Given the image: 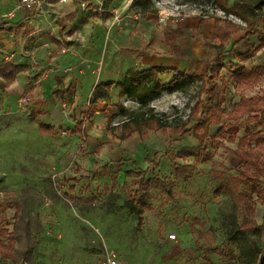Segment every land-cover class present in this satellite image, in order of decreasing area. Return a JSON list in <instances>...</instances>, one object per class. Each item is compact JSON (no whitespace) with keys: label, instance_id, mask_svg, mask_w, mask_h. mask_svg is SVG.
Listing matches in <instances>:
<instances>
[{"label":"rangeland","instance_id":"obj_1","mask_svg":"<svg viewBox=\"0 0 264 264\" xmlns=\"http://www.w3.org/2000/svg\"><path fill=\"white\" fill-rule=\"evenodd\" d=\"M85 1L88 15L94 19L80 18L71 26L57 20L54 31L39 30L26 40L34 28L17 20L19 1L0 0V26L7 25L4 13H11L7 19L13 25L0 27V228L16 234L13 252L18 259L11 261L0 254V264H82L106 247L119 251L123 264H258L252 247L264 245V229L241 230L243 208L229 190L257 199L250 184L238 176L242 161L231 153L237 141L228 142V136L224 140L208 138L205 145L215 153L214 159L198 164L184 178L175 175L177 163H193V158L183 160L176 155L185 147L199 144L188 129L206 118L205 108L211 103L201 93V80L182 79L170 87L166 84L176 74L166 81L160 72L165 86L152 97H143L140 89L152 82L133 81L143 71L138 63L157 49L160 55L166 54L153 44L178 47L175 53L180 59L195 63L193 69L178 68L188 75L209 77L218 58L224 64L220 75L226 83L223 107L231 111L241 96H264V77L254 88H242L229 65L231 60L238 62L236 54L250 48L255 36L247 37L234 51H229V45L219 51L214 47L216 42L203 39L200 31L194 32L193 39L184 24L178 26L183 21L156 29L153 0H118L113 6L106 0H101L102 5ZM233 2L221 0L226 7ZM128 12L146 19L147 32L126 25ZM222 15L189 18L229 19L247 30L245 22ZM97 18L100 21L95 23ZM125 26L131 27L130 32ZM110 30L114 42L108 37ZM54 32L62 38L73 35L74 40H57L59 48L52 51L44 39L55 41ZM92 35L97 36L95 41L89 40ZM4 36L13 37L18 58L12 57L16 51L10 49L12 43ZM63 50L66 52L59 64L69 69L54 75L59 84L50 87V72L46 70L52 63L51 53L62 55ZM92 61L98 69L102 63L107 64L102 83L96 84L99 70L90 69ZM255 61L253 58L244 65L250 69ZM32 79H46L39 95L43 98H35L33 91L16 83ZM215 80L221 87V77ZM197 102L201 105L195 109ZM142 112L167 119L179 132L143 127L126 140L115 137L123 133L124 121ZM253 115L246 112L239 117L238 122L249 116L251 120L240 128L238 136L245 135L247 129L264 135V123ZM82 120L85 135L71 133L75 121ZM41 124L52 128H41ZM221 125L211 126V136ZM124 131L128 133L129 129ZM147 159H154L158 167L148 168ZM105 164L108 168L102 169ZM213 169L222 176L216 177ZM139 171L168 179L172 192L155 188L134 200ZM136 205L143 212L142 218ZM254 218L264 222L260 201ZM171 233L177 235L176 240L168 238Z\"/></svg>","mask_w":264,"mask_h":264},{"label":"trees","instance_id":"obj_2","mask_svg":"<svg viewBox=\"0 0 264 264\" xmlns=\"http://www.w3.org/2000/svg\"><path fill=\"white\" fill-rule=\"evenodd\" d=\"M221 7L225 9L227 13L236 15L246 23L248 30L246 36L257 35V45H253L251 48L237 53L236 57L238 62L232 60L229 61L231 74L238 83L237 85L242 88H254L259 79L264 77V65H253L248 69L244 63L253 59L257 56L259 51L264 49V0H234L229 7H226L223 4H221ZM215 22L216 28L210 34L209 39H220L221 42L219 45L214 44V47L220 51L225 48L231 35L240 30V25L234 23L232 20L222 18H215ZM258 22L263 24L262 29L258 27ZM238 42L239 41H236L233 44L230 51L235 50V46ZM174 49H176L175 51H178V47H174ZM215 61L216 66L210 68L211 75L209 77L196 75L194 73L188 75L185 71L176 70L174 79L166 84V86L173 87L178 80H201V93L205 94L211 101L210 106L205 108L206 118L196 122L188 129L192 131L193 137L199 144L185 147L176 155L178 159L185 160L187 158H193L194 161L193 163H177L175 166V175L178 178H184L189 172L195 169L198 164L212 161L214 159L215 153L211 152L205 145V141L208 138H219L224 140L225 137L228 136V142L236 143L237 141V148L231 150V153L242 161V164L238 167V176L250 184V190L257 196V199H254L253 196L244 192L229 190L236 204L243 208L242 213L244 215V221L241 223V230H261L264 229V222L258 223L254 218V215L257 203L260 201L264 205V188L261 187V183L264 180V135L260 132H254L248 129L243 136H238L237 134L240 128L244 126L246 122L251 120V114H254L253 117L258 118L264 123V96H241L239 102L235 103L233 109L227 111V109L223 107L226 103V83L224 82V78L220 75L222 68H224V64L218 58ZM167 70L168 68L166 67L156 66L144 69L140 73H137L138 77H134V82H137L138 84L152 82L150 85L140 86V89L143 92V97L155 96L164 88L165 85L161 83L158 74ZM216 77H221V87L215 80ZM58 93V91H55L57 96ZM200 105L201 103L197 102L195 109L199 108ZM246 112L250 113V116L246 120L238 122L239 117ZM228 120H233L234 122H228ZM219 122L222 123V125L218 131L211 136V126ZM40 127H46L47 129L52 128L44 124H41ZM143 127L151 128L155 131L172 130L174 133H177L180 130L175 127L173 128L167 119L163 120L157 114L142 112L140 114H134L131 118L124 121L121 126L123 133L121 135H114L121 140H126L130 137L133 131H141ZM124 129H129V132L126 133ZM70 132L73 134L85 135L84 121H75V127L74 129H71ZM100 149L101 146H98L97 151ZM147 161L148 168L151 167L152 169L153 167V169H156L158 167V164H154V159H147ZM101 168H108V164L103 165ZM212 172L216 177L222 176V173L218 169H213ZM167 180H164L158 175L148 176L145 171H139L138 177L134 181L137 188L134 190L133 199L136 200L138 197L142 199L146 195H149V193L155 188L163 190V192L171 193V181ZM136 208L140 218H142L143 212L137 207V205ZM16 239L17 236L13 231H10L7 228H0V254L4 259H10L15 262L18 261L13 252ZM252 251L258 264H264V245L262 247L253 245Z\"/></svg>","mask_w":264,"mask_h":264},{"label":"crops","instance_id":"obj_3","mask_svg":"<svg viewBox=\"0 0 264 264\" xmlns=\"http://www.w3.org/2000/svg\"><path fill=\"white\" fill-rule=\"evenodd\" d=\"M79 1L80 0H69V1L63 3V2H60L58 0H53V2H52L53 5L49 8L47 7L48 12H47V14H44V15H38V14H35L34 12L28 11L27 9H25L23 7H18V3H17L16 4V10H17V13L19 16L17 20H21L20 22H23V20H24L25 24H29L31 26V28H34L32 30V32H29V34L25 36L26 40L33 38L34 33L38 32L39 30H42L41 32H45L43 30H46V29L47 30L51 29L54 31L55 27H57V25H56L57 20H58V22L59 21L62 22L64 24V26H67V25L71 26V25H76L78 23V20H80V18H83V21L94 19V17H90L88 15L89 7H88L87 11H83V9L79 5ZM82 1H85V0H82ZM91 2L94 5H100V4L102 5L101 0L88 1V4H90ZM117 2H118V0H106V4H109L110 6L115 5ZM218 2L221 4V0H218ZM10 14L11 13H9V14L4 13V15H2V18L4 17L3 22L7 23V25H1L0 27L5 26L6 28H8V26H13L12 24L8 23L11 20V19H7V17L10 16ZM153 19H155V16ZM153 19H150V20H153ZM147 20H149V19H147ZM98 21H100V20L97 18V21H95V23H97ZM124 21H125L126 25H129V24L132 25L133 24V26L135 25L136 26L135 28H137L138 30L144 29V32H147V30L145 29L146 28V19L145 18H141L138 15H131L128 12L127 16L124 17ZM1 22H2V20L0 17V24H1ZM14 22H17V21H14ZM38 24L44 25V27L42 29H38V28H40V26ZM183 24L185 25V27H184L186 30L185 32H188L187 34H190L193 39H194V34H195L194 32L195 31L197 32L196 34H198V31H200V35L203 39H205L206 37H207V39H209L210 34L216 28V22H215L214 18L203 19V21L200 18H188L185 21H183V23H180L178 26H180L182 28V26H184ZM24 26H26V25H24ZM24 26H22V28H25ZM258 27L260 29H262L263 24L262 23H261V25L259 24ZM125 28L127 29L128 32H130L131 27L125 26ZM167 28L168 27H161V26L156 25V29H159V30H163V29H167ZM53 31H52V33H53ZM247 31L248 30L244 31L243 28L240 27V30L238 32L233 33L231 35L230 40L226 43V45H229V47H230L229 51L236 41H239L236 44V46H237L239 43L245 42L248 39L247 37H250V36H246ZM1 32H3V31H0V33ZM54 34H55V38H56L55 41L44 39L46 44H49V48H51L52 51H54V49L59 48V46H58L59 41H57V40H60L61 42H63L64 40H66V41L74 40V36L70 35V34L65 35L63 38L61 37V35L57 34L56 32H54ZM128 35L130 37V33ZM114 36L115 35H114V33H112V30H110L108 37L112 42H114ZM253 36H255V39L252 40L251 47L253 45L258 44L257 35H252V37ZM4 38L6 40H8V42L12 43V46L10 47V49L13 52L16 51L12 57L18 58L19 56H17V55H18L19 51L15 48V45H14L15 42H13L14 41L13 37L7 38V36H4ZM90 38H89V40L95 41L97 39V36L92 35ZM195 39L197 41L201 40V38H198V36ZM209 40L212 42L215 41L216 43H213L215 45H219L221 42L220 39H218V38L213 39V40L209 39ZM209 40H208V42H210ZM162 45H163V47H160L156 44H153V46L155 48L156 47L160 48V49L162 48L166 54L160 55L157 51L158 49L153 51V53H151L148 58L143 59L141 61V63H138L139 66L141 64V70L148 69L151 67H156V66L166 67V68H168V70L164 71L163 73H160L159 75L161 78H164L166 81H168V80L172 79L171 77L174 74H176V70H178V68H181L183 66L184 68L189 67V68L193 69L195 67V63L192 60L184 62L183 59H180L177 56V54L175 53L177 51H175L170 45L169 46L164 45V44H162ZM56 51L59 52L58 50H56ZM65 52L66 51L63 50L62 55L58 54V53L56 55H54V53H51L52 63H51V66L47 67L48 69L46 70L47 74L50 72L49 73L50 81L48 83V85L50 87H57V85L59 84V82L53 78L54 75L60 76L59 74H63L64 69L65 70L69 69L67 67L62 68V66L59 64L61 62L60 61L61 58H63L61 56H63ZM194 52H196V51H194ZM29 54H34V52H31ZM91 55H92L91 57L94 58V54L92 53ZM192 58H195V55H193ZM254 59L256 60L254 63L255 65H264V49L259 51L257 56L254 57ZM95 62L92 61L91 65H90V69L93 70V72H97V70H99V74H97V76H95L96 78H94L96 81V84H99V83H102L104 80H106V78L104 76L108 72V67H107L106 63H102V65L98 69V66L96 65ZM78 67L80 68V66H78ZM169 77L171 79H169ZM44 82H46V79H45V81H42V79L41 80L32 79L30 81H27L26 83L23 82L22 80L16 81V83L19 84L23 89H28V90L33 91L32 93L34 95L36 94L35 98H37V99L43 98V96H39V95H40V90L45 87ZM42 122L44 124H47L46 121H42ZM46 126H50V125H46Z\"/></svg>","mask_w":264,"mask_h":264},{"label":"built area","instance_id":"obj_4","mask_svg":"<svg viewBox=\"0 0 264 264\" xmlns=\"http://www.w3.org/2000/svg\"><path fill=\"white\" fill-rule=\"evenodd\" d=\"M18 7H23L28 11L34 12L38 15L47 14V7H51L53 0H18ZM60 2H67L69 0H58ZM154 6L156 8V25L161 27H168L175 22H182L191 16H201L202 18H207L210 14H216L226 17V18H238L234 14L227 13L225 9L221 7L218 0H153ZM80 7L83 11L88 10V5L86 1H79ZM115 16V19H118ZM246 24V23H245ZM170 240H176L177 235L171 233L168 235ZM82 264H123L121 261V256L119 251L114 248L106 247L97 254L95 257L86 259Z\"/></svg>","mask_w":264,"mask_h":264}]
</instances>
